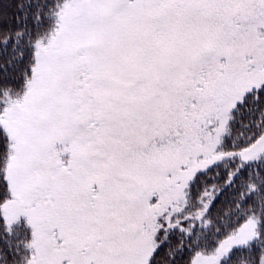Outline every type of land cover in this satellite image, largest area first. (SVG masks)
<instances>
[{
    "label": "snow or ice",
    "instance_id": "6c2138e0",
    "mask_svg": "<svg viewBox=\"0 0 264 264\" xmlns=\"http://www.w3.org/2000/svg\"><path fill=\"white\" fill-rule=\"evenodd\" d=\"M0 264H264V0H0Z\"/></svg>",
    "mask_w": 264,
    "mask_h": 264
}]
</instances>
